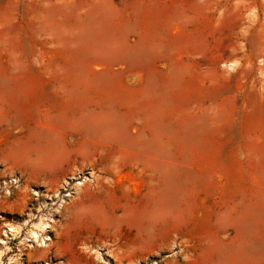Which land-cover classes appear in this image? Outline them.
<instances>
[{
	"label": "rangeland",
	"instance_id": "1",
	"mask_svg": "<svg viewBox=\"0 0 264 264\" xmlns=\"http://www.w3.org/2000/svg\"><path fill=\"white\" fill-rule=\"evenodd\" d=\"M0 264H264V0H0Z\"/></svg>",
	"mask_w": 264,
	"mask_h": 264
},
{
	"label": "bare ground",
	"instance_id": "2",
	"mask_svg": "<svg viewBox=\"0 0 264 264\" xmlns=\"http://www.w3.org/2000/svg\"><path fill=\"white\" fill-rule=\"evenodd\" d=\"M227 68L231 69V65H227ZM35 228L28 234L29 238L31 239L32 242H36L40 247H45L48 242V237L45 236L46 232L50 228V222L49 220H41L38 225L34 226ZM5 232L8 235L11 236H17L20 232L18 227L15 226H10L6 227ZM98 259H101V254H98L97 256Z\"/></svg>",
	"mask_w": 264,
	"mask_h": 264
}]
</instances>
